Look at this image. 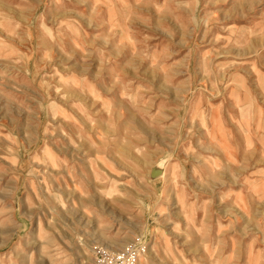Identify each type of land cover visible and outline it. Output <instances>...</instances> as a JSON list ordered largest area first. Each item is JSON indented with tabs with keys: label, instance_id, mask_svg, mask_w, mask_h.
<instances>
[{
	"label": "rangeland",
	"instance_id": "obj_1",
	"mask_svg": "<svg viewBox=\"0 0 264 264\" xmlns=\"http://www.w3.org/2000/svg\"><path fill=\"white\" fill-rule=\"evenodd\" d=\"M264 264V0H0V264Z\"/></svg>",
	"mask_w": 264,
	"mask_h": 264
},
{
	"label": "built area",
	"instance_id": "obj_2",
	"mask_svg": "<svg viewBox=\"0 0 264 264\" xmlns=\"http://www.w3.org/2000/svg\"><path fill=\"white\" fill-rule=\"evenodd\" d=\"M143 254L135 248L120 251L102 249L96 255L95 264H140Z\"/></svg>",
	"mask_w": 264,
	"mask_h": 264
}]
</instances>
